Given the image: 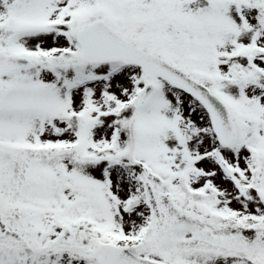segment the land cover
<instances>
[{"label": "snow or ice", "instance_id": "6c2138e0", "mask_svg": "<svg viewBox=\"0 0 264 264\" xmlns=\"http://www.w3.org/2000/svg\"><path fill=\"white\" fill-rule=\"evenodd\" d=\"M0 264H264V0H0Z\"/></svg>", "mask_w": 264, "mask_h": 264}]
</instances>
